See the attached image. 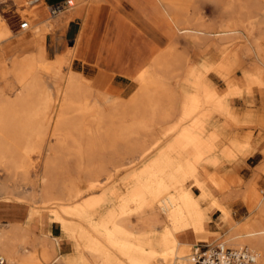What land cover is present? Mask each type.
Wrapping results in <instances>:
<instances>
[{"label": "bare ground", "instance_id": "bare-ground-1", "mask_svg": "<svg viewBox=\"0 0 264 264\" xmlns=\"http://www.w3.org/2000/svg\"><path fill=\"white\" fill-rule=\"evenodd\" d=\"M95 1L103 0H90V3ZM209 1L230 19L221 26L220 33H214L216 23L207 21L201 13H190L185 0H148L153 11L168 25L166 34L170 43L149 60L151 69L143 66L134 74L133 86L123 93L128 100L122 101L121 105H137L140 112L158 111L161 120L179 116L175 125L163 131L161 136L158 134L152 145L144 141L142 148L132 147L129 151L157 155L131 177L128 182L130 192L122 196L119 210L108 211L100 220H95L88 211L91 205L103 202L105 195L100 192L117 179L116 174L108 175L95 184L90 189L93 198H88L84 189L87 176L81 166L76 167L77 171L73 173L65 163L66 154L70 151L68 136L57 147L44 139L34 143L29 138L38 137L41 126L27 129L10 121L7 111L0 114V167L7 176L5 180L0 178V207L16 200L32 208L31 221L46 213L48 224L61 225L62 235L54 241L57 244L61 238L69 239L74 247V252L65 257L63 264H193L189 250L198 242V236L204 233L207 214L216 210L225 220L230 216L225 206L227 183L213 175L205 180L207 172L205 174L204 166L220 164L214 145L219 134L215 130L207 135L205 128L216 119L219 122L223 120L230 128L257 126L264 129V117L253 116L249 117L250 121L239 123L226 102V96L239 89L231 79L239 65L229 66L230 56L239 58V53L254 55L264 67V0ZM64 14L61 11L52 20L54 28L64 21ZM2 24L9 26L7 20H2ZM178 35L189 37L194 48L203 51L204 62L199 69H191L188 61L177 54ZM214 37L218 39L214 40ZM241 42L246 45L235 52ZM214 55L222 57L220 63H211ZM92 66L90 69L84 63L73 65L72 71L82 69V82L67 87L63 100L67 106L76 104L84 111L92 107L90 100L105 109L117 104L118 95L101 89L109 85L113 74L104 70L100 73L101 69ZM90 70L100 71L92 73ZM211 73L227 84L228 92L224 98L207 86ZM163 78H180L179 91L162 82ZM44 79V76L33 79L32 88L39 89ZM246 83L255 86L259 80L246 74ZM188 88H192L193 92L186 93ZM25 101L19 98L17 104H29ZM178 101L182 102L180 111L176 109ZM167 106L170 110L166 109ZM105 113L101 115V122L109 117ZM63 116L58 124L68 120ZM171 134L176 135L175 142L162 148L161 137ZM53 135L62 136L60 133ZM32 153L37 154L33 160L29 156ZM224 157L233 161L235 155L230 148H226ZM261 169L264 170V166ZM189 183L192 184L190 188ZM212 187L222 192L224 197L210 195ZM193 188L199 193H193ZM250 199L248 196L247 204L253 206ZM206 200L209 203L203 207L202 202ZM130 204L134 207L128 212ZM141 214L153 227L161 225L162 231L159 234H140L124 227L126 217ZM258 215L259 218L264 215V203L258 207ZM257 224L260 228L261 223ZM245 230H248L247 239L232 244L242 246V243H248L253 248L247 246L256 252V264H264V227L263 230L255 227ZM188 233L194 235V243L183 239ZM49 240L50 233L37 234L29 226L23 227L19 223L0 225V254L7 257L9 264H49L56 252V244ZM27 246L32 247L35 253L23 255L21 250L27 249ZM36 252H39L38 256ZM56 262L58 260L50 264Z\"/></svg>", "mask_w": 264, "mask_h": 264}, {"label": "rangeland", "instance_id": "rangeland-1", "mask_svg": "<svg viewBox=\"0 0 264 264\" xmlns=\"http://www.w3.org/2000/svg\"><path fill=\"white\" fill-rule=\"evenodd\" d=\"M8 1L9 0H0L1 6L7 4ZM70 2L71 5L66 6L68 12L64 11L66 14L62 16L64 21L61 24L68 23L72 20L76 8L82 4H89L90 0H72ZM101 2L102 1H95L94 3ZM134 2L137 4L136 12L145 15V27L143 28L144 30L140 29V35L143 39L147 40L151 38L149 41L152 40L157 43V47L153 51V55H155L170 43L165 36V33L168 31V25L157 12L153 11L148 0H135ZM185 2L190 9V13H201L205 16L207 21L216 23L214 33H220L222 31L221 26L228 23L230 20L225 14H222L221 9L217 8V6L209 0H185ZM57 17L58 15L53 18L47 16L42 23L32 22V27L28 32L33 35L34 42H29L30 44L28 47L11 50L5 53L4 44L10 41L14 35L13 31L16 32V29L12 27V31L10 25L2 24V20L7 19L3 12L0 11V51L2 50V52L5 53H3V55L0 53V114L3 111H7V116L10 121L14 122L16 125L27 127V129H31L33 126H41V133L38 137L29 136V139H32L34 143H36L37 140L44 139L49 142L51 146L57 147L61 140L68 136L70 140V151L66 154L65 163L67 167H71L70 172L73 173L77 171L76 167L81 166V170L84 175L87 176L84 189L87 192L88 198H93V192H91L90 189L94 187L95 184L104 180L108 175H117V179L100 192V194L105 195L103 202L93 206L91 205L88 209L91 217L94 216L95 220H100L108 211L119 210L121 208L122 196L130 192V185L128 182L131 177L140 172L144 165L157 155L155 153L147 155V153L143 151H139L135 154L133 151L129 152L131 148L137 146L142 148V146H144V141L152 145L151 142L157 139L158 134L161 136L163 131L169 130V128L175 125L179 115L167 120H161L159 119L160 113L158 111L147 113L140 112L137 105L133 107L122 106L121 102L128 100L126 99L127 96L114 93L110 87L111 81L107 87L101 89L107 90L111 95H118L115 100L117 104L106 107L105 109L97 104L94 105V100H90L92 107L84 111L76 104L67 106L65 102H63L67 93V87L69 84L79 85L82 82V69L80 68L81 70L72 71L73 65H81L84 63L90 69L93 68L92 65L101 69V71L90 70L92 73H97L99 71L101 73L103 69L99 67L98 64H93L83 57L87 49L90 51L91 48L84 47L76 52V46L70 48L72 44L69 42H64L63 47L55 46L57 26L54 28L52 20H55ZM137 22L140 21L137 19ZM141 23L144 24L142 20L140 24ZM6 34L9 36L6 37ZM213 39L217 40L218 38L214 37ZM176 41L177 54L181 56L182 59L184 58L188 61L191 69H199L204 62L203 51L196 50L192 44V39L189 37L178 35L176 36ZM241 43L237 44L238 47L235 49V52L246 45V43H242L243 45ZM63 49L64 51H62V53L57 54V52ZM230 50L231 49H229L228 52H230ZM238 56L239 58L236 56H230L228 58L229 66L239 65V68L235 70L231 78L238 84L239 89L233 94L226 96L228 99L226 100L227 105H229L228 101H230L231 106L234 108L238 105H247L250 109L258 104L260 100L259 107H261L264 102V67L260 60L254 55L239 53ZM221 60L222 57H220V55H214L211 58V63L218 64ZM144 66L151 69L152 64H150V61H147V64ZM246 74L258 79L259 83L255 86H248L246 83ZM41 76L45 78L42 86L39 89L32 88L33 79ZM131 78H135V75H132ZM164 81L168 86L171 88L173 87L175 91H179L181 83L180 78H170L168 80L163 78L162 82ZM207 86L213 91L215 88L218 92H223L225 88H227L228 92L227 84H225L218 75L213 73L208 76ZM192 92V88L186 90V93ZM244 94L250 95L249 99L252 101L250 105L242 98ZM18 97L26 99L29 104H17ZM181 106L182 102L178 101L176 104L177 111H180ZM166 109L170 110L168 106ZM104 110L107 111L106 113L109 117L105 122H101V119H103L101 115H104ZM62 114L64 115L62 118L65 117L68 120L58 124ZM215 120L207 124L209 125L207 131H210L212 126L216 127L219 121ZM256 129L264 131V129L260 127L239 126L235 129V132L240 137L247 133H250L252 137ZM242 130H246L247 132L244 133ZM30 132L29 130L28 133ZM54 133H60L62 136H54ZM174 138L176 139L175 134H171L167 137L165 136V138L161 137L162 148H166L171 143H174ZM29 156L32 157L33 160L36 158L37 154L32 153L29 154ZM256 162L257 156H254L247 161L248 164H245L246 162L244 160H239L236 161L234 165L225 162L219 167L212 166L211 164H206L204 166V172H207V174L205 172L206 181L213 175L217 180H222L227 183L228 190L226 191L227 200L225 206L226 208L228 206L230 211L228 208L227 210L230 216L226 220L222 217L221 219L223 221H229L231 223V228L230 225L221 222L219 212L213 210L216 211L214 217L217 219L219 231L209 233L208 240H200L197 243L216 244L223 242L227 246L238 247L240 245H233L232 243L240 242L241 239H247L248 230H245V228L251 229L255 227L256 229L263 230L264 215L259 218L258 207L264 203V170L261 169L264 164L260 168H255ZM241 163H243L244 166H238ZM229 172H233L235 175L226 174ZM0 178L2 180L7 178L2 167H0ZM191 185L192 184L189 183L188 187L190 188ZM192 191L195 194L199 193L196 188H193ZM210 195L224 197L222 192L219 193L213 187L210 190ZM248 196L251 198L250 200L253 206H248L246 201ZM208 203L209 200H206L202 202V206L205 207ZM7 205L23 207V209L20 210L22 215L11 219L9 217H3L0 219V225L2 223H9V220H14L19 221V224L23 227L29 226L31 228L32 223L36 222L41 224L42 221H48L46 213L31 221V214L33 213L32 208L28 205H22L16 200H10L2 204V207ZM133 207L134 204H130L127 208L128 212H130ZM258 222L261 223L260 228L258 227ZM57 227L60 231L59 224H57ZM124 227L128 230L133 229L134 232L140 234H159L162 231L161 225L153 227L149 224L144 214L126 217ZM32 228L36 230L35 226H32ZM94 237L96 238L97 236L94 235ZM49 241L52 244H56L54 239L52 240L50 238ZM194 242L195 240L192 243ZM242 245L249 244L242 243ZM70 248H72L71 243ZM27 250L29 251L28 253ZM21 252L23 255L27 256L30 253H35V250L27 246V249L23 248ZM190 252L191 249L189 250V253ZM36 255L38 256L39 252H36ZM4 257L9 264L7 257ZM57 260L58 262H56V264H63V261L66 260L65 257H60L58 249L57 252L54 253L51 262Z\"/></svg>", "mask_w": 264, "mask_h": 264}, {"label": "crops", "instance_id": "crops-1", "mask_svg": "<svg viewBox=\"0 0 264 264\" xmlns=\"http://www.w3.org/2000/svg\"><path fill=\"white\" fill-rule=\"evenodd\" d=\"M65 1L66 0H9L8 3L3 6L0 4V11L3 12L12 31L14 27L16 29V32L13 31L14 35L10 41L4 44L5 53L11 50L28 47L30 44L29 42L34 39L33 35L28 32L32 27V22H44L47 16L51 17L48 12L49 7L56 4H63ZM134 1L135 0H103L102 2L104 3L95 4L91 2L87 5H79L75 10L73 19L68 23L57 26V31L55 33V46L57 47H63L64 42H69L72 44L70 48L76 46V52L84 47L91 48L92 50L90 49V51L87 49L83 57L87 61L98 64L103 70L113 74L110 87L113 92L118 95H122L133 86L131 75H134L147 64V61L152 58L153 51L157 47L156 42L152 40L149 41L151 38L146 40L140 35V29L144 30L143 28L145 27V15L136 12L137 4ZM63 11H66V9ZM137 19L140 22L142 20L144 24L137 22ZM165 36L170 41L166 33ZM62 51H64V49L57 52V54L62 53ZM0 53L3 55L4 52L1 50ZM214 91L222 98L227 95V88H225L223 92H218L215 88ZM242 98L246 100L249 105L252 103L249 99V94H244ZM228 104V107L236 119H238L239 123L248 122L250 121L249 117L253 116L264 117V102L262 106L259 107L260 100L258 104L250 109L247 105H238L234 108L231 106L230 101H228ZM208 126L209 125L205 128L206 131ZM235 129L236 128L232 129L228 127L222 120L216 124V127L212 126V129L207 131V135L213 133L215 130L219 134V138L214 144L216 156L220 160V164L216 167L221 166L225 162L234 165V163L239 160H244L246 162L245 164H248L247 161L249 159L257 156L255 168H260L264 164V131L261 130V132L259 129H256L252 137L250 133L240 137L236 134ZM242 132L246 133L247 131L242 130ZM226 148H230L235 155L233 161L225 159L224 152ZM238 166L244 165L241 163ZM226 174L235 175L233 172ZM212 196L220 197L215 195ZM21 209H23V207L8 205L0 207V219L3 217H9L11 219L21 216ZM215 213L216 211L212 210V212H209L210 216L207 214V220H205L203 224L204 233L198 236V241H206L209 238V233L219 231L217 219L214 217ZM45 222L46 221H42L41 224L36 222L32 223L30 229L34 233H50V238L52 240L60 238L62 235L61 226L59 225V231L57 223L48 224ZM221 222L230 225L231 228V223L229 221H223L221 219ZM9 223H19V221L9 220ZM32 226H35L36 230H34ZM183 239L191 243L195 240L194 235L191 233H188ZM69 241V239L61 238L56 244V252L58 249L61 258L71 255L74 252L73 243L70 241L72 247L70 248Z\"/></svg>", "mask_w": 264, "mask_h": 264}, {"label": "built area", "instance_id": "built-area-1", "mask_svg": "<svg viewBox=\"0 0 264 264\" xmlns=\"http://www.w3.org/2000/svg\"><path fill=\"white\" fill-rule=\"evenodd\" d=\"M68 5H70V1L66 0L63 4L50 6L49 15L56 16ZM189 258L193 264H256L257 255L247 245L230 247L223 242L216 244L195 243L192 245ZM0 264H6L2 255H0Z\"/></svg>", "mask_w": 264, "mask_h": 264}]
</instances>
